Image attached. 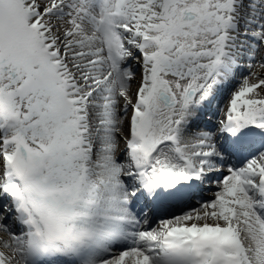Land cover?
<instances>
[{"label": "snow or ice", "instance_id": "obj_1", "mask_svg": "<svg viewBox=\"0 0 264 264\" xmlns=\"http://www.w3.org/2000/svg\"><path fill=\"white\" fill-rule=\"evenodd\" d=\"M0 264H264V0H0Z\"/></svg>", "mask_w": 264, "mask_h": 264}]
</instances>
